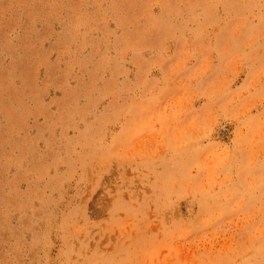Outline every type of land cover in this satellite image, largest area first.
Masks as SVG:
<instances>
[{
	"label": "rangeland",
	"instance_id": "1",
	"mask_svg": "<svg viewBox=\"0 0 264 264\" xmlns=\"http://www.w3.org/2000/svg\"><path fill=\"white\" fill-rule=\"evenodd\" d=\"M0 264H264V0H0Z\"/></svg>",
	"mask_w": 264,
	"mask_h": 264
}]
</instances>
